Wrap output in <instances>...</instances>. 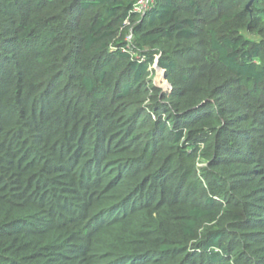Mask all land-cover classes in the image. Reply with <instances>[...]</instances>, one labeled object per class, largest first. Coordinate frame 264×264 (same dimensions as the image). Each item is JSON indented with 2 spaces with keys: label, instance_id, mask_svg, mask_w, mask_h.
<instances>
[{
  "label": "trees",
  "instance_id": "16d2710c",
  "mask_svg": "<svg viewBox=\"0 0 264 264\" xmlns=\"http://www.w3.org/2000/svg\"><path fill=\"white\" fill-rule=\"evenodd\" d=\"M249 1L0 0V264H264Z\"/></svg>",
  "mask_w": 264,
  "mask_h": 264
},
{
  "label": "built area",
  "instance_id": "2783aa9c",
  "mask_svg": "<svg viewBox=\"0 0 264 264\" xmlns=\"http://www.w3.org/2000/svg\"><path fill=\"white\" fill-rule=\"evenodd\" d=\"M155 5V0H135L132 11L134 13L143 15L147 10Z\"/></svg>",
  "mask_w": 264,
  "mask_h": 264
},
{
  "label": "rangeland",
  "instance_id": "374dc122",
  "mask_svg": "<svg viewBox=\"0 0 264 264\" xmlns=\"http://www.w3.org/2000/svg\"><path fill=\"white\" fill-rule=\"evenodd\" d=\"M156 83L160 87L167 88L166 82L161 78V76L156 77Z\"/></svg>",
  "mask_w": 264,
  "mask_h": 264
},
{
  "label": "water",
  "instance_id": "95a60500",
  "mask_svg": "<svg viewBox=\"0 0 264 264\" xmlns=\"http://www.w3.org/2000/svg\"><path fill=\"white\" fill-rule=\"evenodd\" d=\"M253 0H250L247 4V7H250V5L252 4Z\"/></svg>",
  "mask_w": 264,
  "mask_h": 264
}]
</instances>
